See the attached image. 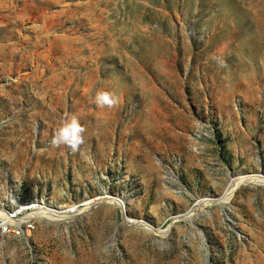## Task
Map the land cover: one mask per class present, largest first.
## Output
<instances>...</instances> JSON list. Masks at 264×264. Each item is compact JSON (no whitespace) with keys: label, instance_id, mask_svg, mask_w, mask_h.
Returning a JSON list of instances; mask_svg holds the SVG:
<instances>
[{"label":"rangeland","instance_id":"rangeland-1","mask_svg":"<svg viewBox=\"0 0 264 264\" xmlns=\"http://www.w3.org/2000/svg\"><path fill=\"white\" fill-rule=\"evenodd\" d=\"M259 18L264 0H0V203L107 192L165 232L129 229L115 203L0 240V264H264L262 186L173 219L238 176L264 177ZM72 116L82 143L52 148Z\"/></svg>","mask_w":264,"mask_h":264},{"label":"bare ground","instance_id":"bare-ground-1","mask_svg":"<svg viewBox=\"0 0 264 264\" xmlns=\"http://www.w3.org/2000/svg\"><path fill=\"white\" fill-rule=\"evenodd\" d=\"M259 25H260V32L263 33L259 34L260 33L259 32L257 34L262 35L264 34L263 18H259ZM256 32L258 31H255V33ZM249 82H248L249 85L247 83V88H248L247 91L250 93L249 96L254 97L255 95L253 93V88L250 86L252 83L251 81ZM230 185L228 186L227 191L225 192L223 198L216 200L213 197H207L205 199L198 200L194 204L195 208L192 212L175 215V217H173L175 223H178L180 221L183 222L188 221L190 223H193V220L197 215V213L204 209L213 208V207H219L223 209L225 206H231L233 199L236 198V196L238 195L237 193L241 191V189H243L245 186L258 185L264 187V177H259V175L256 174L255 175L247 174L243 176H238L232 181ZM107 194H108L107 192L103 193V196L97 201H91L90 199H87L84 202L85 205L82 203L80 205L67 206V207L54 206L56 205L55 201L50 202L47 201L48 199L43 200L44 198H40V199L34 198L32 200H27L24 202L19 201L17 203L16 201L9 202L8 204L0 203V216L4 219L18 218L23 213H34V212L39 213V216L28 217L20 221V229L4 228L3 226H0V240L5 241L8 239H25L29 241L32 238V236L37 232L38 230L37 228L39 224L52 226L55 223L57 225H59V223H62L61 225H65L67 227L68 224L69 227L71 226L72 223H74L78 219V217L81 214L82 215L84 214V212L82 211L89 212L86 215L87 217H85V219L92 218L94 216L93 213L95 211L93 205L94 206L99 205V207L101 208H103L105 205L115 207L113 206L115 203L118 205L117 209L119 208L123 212V216H124L123 218L125 220L124 224L126 227H128L129 229L139 228L151 234L164 236L165 232L163 233L158 226H154L153 224H150L147 221L137 220V218H135L131 214L130 211V205L132 204L131 199H128L124 196H118V195L111 196ZM77 210L82 213L75 214ZM74 214L75 216L72 217L69 216ZM22 230H30V231L26 234ZM169 232L170 231L168 230L166 234H169Z\"/></svg>","mask_w":264,"mask_h":264},{"label":"clouds","instance_id":"clouds-1","mask_svg":"<svg viewBox=\"0 0 264 264\" xmlns=\"http://www.w3.org/2000/svg\"><path fill=\"white\" fill-rule=\"evenodd\" d=\"M93 102L98 108L111 107L114 102L110 93L98 91L93 98ZM83 127L79 124L75 116L62 121L54 131L49 143L52 148L60 146L76 151L78 145L82 143Z\"/></svg>","mask_w":264,"mask_h":264},{"label":"built area","instance_id":"built-area-1","mask_svg":"<svg viewBox=\"0 0 264 264\" xmlns=\"http://www.w3.org/2000/svg\"><path fill=\"white\" fill-rule=\"evenodd\" d=\"M76 213H82V212L77 210L75 214ZM34 216H39V213L38 212L23 213L18 218H13V219H4L0 216V226H3L4 228L20 229V221H22L25 218L34 217ZM22 231H24L27 234L30 230H22Z\"/></svg>","mask_w":264,"mask_h":264},{"label":"crops","instance_id":"crops-1","mask_svg":"<svg viewBox=\"0 0 264 264\" xmlns=\"http://www.w3.org/2000/svg\"><path fill=\"white\" fill-rule=\"evenodd\" d=\"M103 208H105V207H103ZM110 208H111V206H109L108 207V209H109V211H110ZM100 209H102L101 207H99V206H97V208H95V211H94V216L92 217V218H90V219H83L84 220V222L85 221H88V222H91V221H93L95 218L94 217H97V216H99V214H101L102 213V211L100 210ZM113 209H115L114 207H113ZM98 212V213H97ZM106 210H105V214H106ZM96 214V215H95ZM108 215V214H107ZM80 223H83V221H81Z\"/></svg>","mask_w":264,"mask_h":264},{"label":"water","instance_id":"water-1","mask_svg":"<svg viewBox=\"0 0 264 264\" xmlns=\"http://www.w3.org/2000/svg\"><path fill=\"white\" fill-rule=\"evenodd\" d=\"M174 226V223L171 224V227Z\"/></svg>","mask_w":264,"mask_h":264}]
</instances>
